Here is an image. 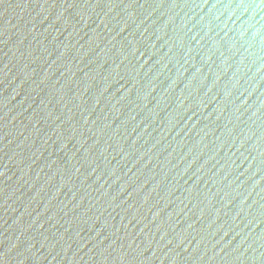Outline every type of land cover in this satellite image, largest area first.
Wrapping results in <instances>:
<instances>
[{"label": "water", "instance_id": "1", "mask_svg": "<svg viewBox=\"0 0 264 264\" xmlns=\"http://www.w3.org/2000/svg\"><path fill=\"white\" fill-rule=\"evenodd\" d=\"M0 264H264V0H0Z\"/></svg>", "mask_w": 264, "mask_h": 264}]
</instances>
